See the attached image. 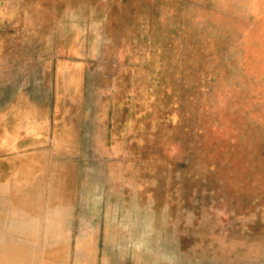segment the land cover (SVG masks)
Instances as JSON below:
<instances>
[{
  "label": "rangeland",
  "instance_id": "obj_1",
  "mask_svg": "<svg viewBox=\"0 0 264 264\" xmlns=\"http://www.w3.org/2000/svg\"><path fill=\"white\" fill-rule=\"evenodd\" d=\"M19 52L45 79L67 66L85 121L53 242L116 264H264V0H0V63Z\"/></svg>",
  "mask_w": 264,
  "mask_h": 264
},
{
  "label": "crops",
  "instance_id": "obj_2",
  "mask_svg": "<svg viewBox=\"0 0 264 264\" xmlns=\"http://www.w3.org/2000/svg\"><path fill=\"white\" fill-rule=\"evenodd\" d=\"M19 56L0 63V123L6 121L1 131L9 140V145L0 140V206L6 209L5 216L0 209V219L17 220L24 227L0 225V264H116L109 258L85 260L83 243L52 241L53 235L68 234V228L53 230L50 222L61 207L67 218V143L70 134L75 154L84 155L85 121L82 110L69 104L67 66H59L53 82V68H47L50 77L45 79V68L37 67L35 56ZM78 115L71 126L69 117ZM80 172L82 180L83 165Z\"/></svg>",
  "mask_w": 264,
  "mask_h": 264
}]
</instances>
